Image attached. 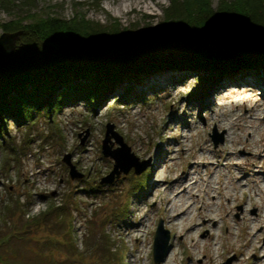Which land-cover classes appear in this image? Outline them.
I'll list each match as a JSON object with an SVG mask.
<instances>
[{
    "label": "rangeland",
    "instance_id": "rangeland-1",
    "mask_svg": "<svg viewBox=\"0 0 264 264\" xmlns=\"http://www.w3.org/2000/svg\"><path fill=\"white\" fill-rule=\"evenodd\" d=\"M31 1L32 4L27 0L0 3L9 4V10L0 6V36H4L2 26L16 17L36 13L71 18L74 11L102 27L109 25L111 17L120 23V28L144 31L161 22L162 10L169 2ZM219 1L211 0L212 7ZM233 27L236 25H217L208 32L168 39L149 37L135 45L132 53L141 59L150 50L149 57L155 62L182 61L196 48L234 57L244 34L233 31ZM261 33L264 36V31ZM11 35L4 38L18 59L19 37ZM258 51L255 45L250 46L245 55L247 59L255 58ZM158 69L134 78L137 72L128 71L125 75L129 76L122 79L134 80L129 82L133 83L131 87L124 92L128 83L121 80L113 86L116 91L108 102H103L105 94L102 95L95 109L87 97L80 96L66 101L57 111L50 110L51 99H45L46 109L34 112L31 122L15 123L12 116L4 114L8 120L0 121V128L9 137L4 142L0 135V258L4 262L154 264L153 236L161 221L170 234L171 255L159 264H264L252 256L255 247L264 245V180L249 170L255 164L264 173V96L257 88L259 82L264 84L263 70L244 65L219 79L216 71L205 66L181 75L173 73L171 67ZM89 72L100 77L98 74L103 71ZM212 77L219 83L217 92L210 97L216 99L214 107L211 99L202 101ZM14 92L13 89L7 99ZM253 101L258 112L254 120L247 122L246 107ZM236 116H242L244 127L232 130L234 138L230 143L223 135L227 134L224 125L215 122ZM108 125L135 157L149 161L142 172L149 173L146 182L144 179L148 190L143 193L133 189L142 173L136 176L132 170L110 184L100 183L114 163L101 153ZM214 131L216 139L221 135L217 144L210 137ZM111 142V149L118 147L113 138ZM249 153L253 154L250 159ZM66 157L82 178L71 179ZM228 157L231 163L239 161L242 165L223 167ZM196 162L215 165L205 170L200 165L194 168ZM215 170L221 171L223 181L228 176L241 179L238 184L225 183L221 189L213 185L216 190L206 194L203 189L199 193L188 182H182L187 174L193 178L200 174L204 181ZM90 188L95 191L89 193ZM174 194L179 195L176 204L184 215L168 223L166 201L173 199ZM61 205L69 209L66 218L55 213L42 215ZM125 206L128 209L124 212ZM203 207L215 210L214 215L201 211ZM122 209L124 214L115 216ZM39 217L37 222L32 221Z\"/></svg>",
    "mask_w": 264,
    "mask_h": 264
},
{
    "label": "trees",
    "instance_id": "trees-1",
    "mask_svg": "<svg viewBox=\"0 0 264 264\" xmlns=\"http://www.w3.org/2000/svg\"><path fill=\"white\" fill-rule=\"evenodd\" d=\"M2 2L3 0L0 1ZM27 2L32 4L31 0ZM7 5L9 4H0L1 9L9 10ZM51 8L54 9L55 6ZM162 11L161 22L156 27L148 26V30L143 33L135 30L136 28H120V23L111 17L109 25L102 27L87 20L78 11H74L71 18L29 13L24 18L16 17L4 24V34L19 37V50L15 68L0 75V121L7 122L6 114L12 116L15 123L31 122L35 113L46 109L44 101L47 98L51 99L48 106L52 111H57L66 101L80 96L87 97L94 107L103 90L111 82L129 76L125 75L128 71L145 73L147 69L152 72L164 66H205L224 76L248 65L253 69L259 67L264 74V50L253 41V37L260 36L264 31V0H220L214 8L211 0H169ZM217 24H236L233 30L243 32L244 37L239 41L236 56L229 57L225 53L217 54L209 49L196 48L182 61L155 62L149 57L150 50L141 59H137L132 53L134 46L144 42L146 38L168 39L173 35L207 32ZM254 45L259 48L258 57L247 59L245 50ZM94 70L103 71L98 74L100 77H96L99 88L95 86V80L91 81L92 85L87 81L92 79L89 71ZM75 77L78 78L77 81L73 80ZM13 89L14 94L7 99ZM0 135H3L4 142L9 140V137H5V129L0 128ZM4 145L5 143L2 144ZM146 176L147 173L144 172L138 177L133 189L142 191ZM94 191L93 188L88 190L89 193ZM5 208L8 209V204ZM68 210L64 205L55 206L42 215L55 213L62 219L64 216L66 218ZM126 210L127 206L124 212ZM124 212L122 209L115 216H122ZM39 219L40 217L34 218L32 221L37 222ZM0 264L9 262L0 258Z\"/></svg>",
    "mask_w": 264,
    "mask_h": 264
},
{
    "label": "bare ground",
    "instance_id": "bare-ground-1",
    "mask_svg": "<svg viewBox=\"0 0 264 264\" xmlns=\"http://www.w3.org/2000/svg\"><path fill=\"white\" fill-rule=\"evenodd\" d=\"M176 60L177 59H181V58H179V57H174ZM160 69H158V70H162V68H167L166 66H164V67H159ZM194 67H183V68H180V67H177V66H172L171 67V69L174 71L173 73H178L179 75H181V74H183V72L185 73V71H187V72H189V71H192V69H193ZM210 69V68H209ZM238 69H242V67H240V68H237V70ZM212 71H215V69H211ZM239 70V71H240ZM254 70L255 71H262L261 69H259V67H254ZM157 71V70H156ZM153 72H155V71H153ZM153 72H151V70H148L147 69V72L145 71V73H142V72H137L135 75H134V77H136L137 75H150V74H152ZM263 73V72H262ZM217 74V73H216ZM91 77H92V79H87V81H88V83H89V85H92V80H95L96 82H95V86L97 87V88H99L100 86L98 85V78H96L94 75H90ZM217 77L220 79V78H222V79H224V76H220V75H218L217 74ZM209 78V77H208ZM152 80H158V78H156V77H153V78H151ZM73 80L74 81H77L78 80V78L77 77H75V78H73ZM121 80H125V81H127V83H128V85H127V87L125 86V87H123V88H125V90H124V92H126V90L129 88V87H131V85L133 84V83H130L129 84V82H132V81H134V80H129V78H124V79H121ZM120 80V81H121ZM215 80V78L214 77H212L211 79H210V82L208 83L209 85H208V87H206V89L204 90V92L202 93V95H203V97H204V100H202V101H204V103L206 102V99H211V106H215V102H216V99H214V98H210L211 97V95L214 93V92H217L215 89H216V85L217 84H219L217 81H214ZM231 80V79H230ZM256 80V79H255ZM82 81L84 82L85 80L84 79H82ZM120 81H117V82H111L109 85H108V88H106L105 90H103V92H102V94H101V96H100V98L102 97V95H104V97H103V102H108V99L110 98V96L114 93V91H116L115 90V88L113 87L115 84H118V82H120ZM214 81V82H213ZM171 82H174V80L172 79L171 80ZM229 86H235V85H229ZM96 87H94L96 90H97V88ZM228 88V87H227ZM259 90H260V93H261V95H263L264 96V84L262 83V82H259V84H258V87H257ZM230 89H238V87H232V88H230ZM97 107L99 106V104H97L96 105ZM203 106H205V105H203ZM93 107V106H92ZM237 108V107H236ZM247 112H248V121L247 122H251L252 120H254L255 118H254V116H255V114L258 112V110H256V108H257V105H256V102H252V104H249V105H247ZM94 109H95V106H94ZM93 109V111H95ZM251 111H253V113H250ZM242 116H236V117H234L232 120H230V119H224V120H216V124H219L220 126H223L224 125V127H225V129H226V131H227V134L225 133V134H223L224 135V137H225V139H227L230 143H232V141H233V138H234V132H232V130H234L236 127H240V126H242V127H244L243 125H242ZM245 123V122H244ZM249 125V124H248ZM255 126H248V127H246V128H248V129H252V128H254ZM250 133V132H249ZM253 156V154H251V153H249L248 155H247V158L248 159H250L251 157ZM230 160V161H229ZM226 168H230L231 166H233L234 165V167H236V168H238L240 165H242V163L241 162H239V161H237V162H233V163H231V157H228V158H226ZM198 165H200V166H203L204 167V169L206 170L207 168H214V163H208V162H200V163H198V162H196L195 164H194V168L195 167H197ZM249 165L250 164H248V166H246V167H249ZM207 174H209L208 172H207ZM205 176H207L206 175V173L204 174ZM218 175V176H217ZM255 176V175H254ZM256 176H259V177H262L263 178V180H264V173L263 172H259V173H257L256 174ZM221 177H222V174H221V171H217V170H215L214 172H212V173H210V175L209 176H207L206 177V179L203 181L202 180V178H201V175L200 174H197V176L195 177V178H193L190 174H187V175H185L183 178H182V182H188V184H190L189 186H191V187H193L192 189H195V190H198V192L199 193H202L203 192V194H206V193H208V192H214L215 190H216V187L215 186H217L219 189H221L222 188V186L225 184V183H228V184H230V185H233V184H238V182H239V180L241 179V177H232V176H228V177H226L225 178V180L223 181L222 179H221ZM243 178V177H242ZM201 181H203V182H201ZM213 185H215V186H213ZM201 189H203L202 190V192H201ZM178 194V193H177ZM177 194H174L173 196V199H171V200H168V201H166L167 203H166V210H168L167 212H169V214H170V216H168L169 218H168V223L169 222H173L175 219H178V218H181V216H183L184 215V212H182V211H180L181 209H178L179 208V205H177L176 204V198L177 197H179V195H177ZM218 195H219V193H218ZM218 195H217V198H219L218 197ZM199 199H200V197H199ZM213 206V205H212ZM201 211H204V212H209V213H211V215H214V213H215V210H213V209H211V208H209V209H207V207H203V208H201L200 209ZM193 245L195 246V243H193ZM193 245H191V247L192 248H194L195 249V247L193 246ZM254 250L256 251H254V253L252 254V256H253V259L254 260H260V261H263V263H264V245H262V246H257V247H255L254 248ZM171 255V252H170V249L168 248V251H167V253H166V259H168V257Z\"/></svg>",
    "mask_w": 264,
    "mask_h": 264
},
{
    "label": "water",
    "instance_id": "water-1",
    "mask_svg": "<svg viewBox=\"0 0 264 264\" xmlns=\"http://www.w3.org/2000/svg\"><path fill=\"white\" fill-rule=\"evenodd\" d=\"M234 25L236 24L230 26ZM151 27H156V25ZM234 28L235 27H233V29ZM146 30L148 29L145 28L144 31H141L140 33H143ZM4 36H6V34H4ZM4 36H0V74H5L10 69L15 68V63L17 61L14 53L10 51V42H7ZM11 36L15 37V35ZM253 41L258 42L261 50H264V36L262 34L258 37H253ZM210 137L215 144H217V141H221V135L219 136V139H216L217 133L215 131L213 135H210ZM112 138L118 145V147L115 149H111L113 146V142H111ZM101 153L103 157L112 159L114 163L110 174L106 178L102 179L100 183L110 184L115 178H118L120 174L126 175L131 170L133 171L134 175H140L149 165V161H140L130 152V148L123 142L122 138L117 133L112 131V127L110 125L106 127V134L102 142ZM64 162L70 169L69 175L71 179H80L83 177V175L76 172L74 170V166L69 163V157H66ZM169 241L170 234L166 229L163 228L162 222L159 221L153 236L152 258L154 264H159L166 257Z\"/></svg>",
    "mask_w": 264,
    "mask_h": 264
}]
</instances>
